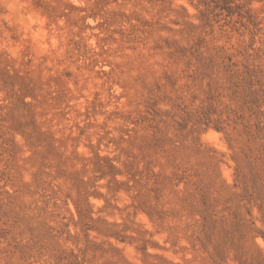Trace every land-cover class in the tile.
Segmentation results:
<instances>
[{
	"label": "rangeland",
	"instance_id": "374dc122",
	"mask_svg": "<svg viewBox=\"0 0 264 264\" xmlns=\"http://www.w3.org/2000/svg\"><path fill=\"white\" fill-rule=\"evenodd\" d=\"M0 264H264V0H0Z\"/></svg>",
	"mask_w": 264,
	"mask_h": 264
}]
</instances>
